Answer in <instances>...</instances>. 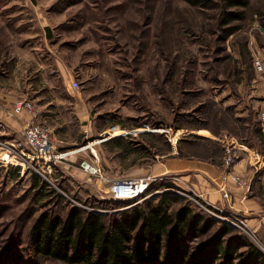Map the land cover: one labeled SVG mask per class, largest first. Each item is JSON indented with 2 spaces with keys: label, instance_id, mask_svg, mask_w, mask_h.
<instances>
[{
  "label": "rangeland",
  "instance_id": "rangeland-1",
  "mask_svg": "<svg viewBox=\"0 0 264 264\" xmlns=\"http://www.w3.org/2000/svg\"><path fill=\"white\" fill-rule=\"evenodd\" d=\"M224 6L0 0V264H67L28 247L42 212H106L160 192L184 197L264 251V0L221 24ZM46 93L53 104L49 126L42 123L62 153L49 172L19 145L28 117L9 112L30 99L39 118ZM227 146L237 155L230 164ZM242 157L248 164L237 172ZM141 177L149 180L144 198L110 195L113 180ZM222 180L225 203L207 191Z\"/></svg>",
  "mask_w": 264,
  "mask_h": 264
},
{
  "label": "trees",
  "instance_id": "trees-1",
  "mask_svg": "<svg viewBox=\"0 0 264 264\" xmlns=\"http://www.w3.org/2000/svg\"><path fill=\"white\" fill-rule=\"evenodd\" d=\"M224 4L221 24L243 16L249 0ZM27 244L33 254L67 264H264V251L246 236L168 192L106 212L76 205L42 212Z\"/></svg>",
  "mask_w": 264,
  "mask_h": 264
},
{
  "label": "built area",
  "instance_id": "built-area-1",
  "mask_svg": "<svg viewBox=\"0 0 264 264\" xmlns=\"http://www.w3.org/2000/svg\"><path fill=\"white\" fill-rule=\"evenodd\" d=\"M77 82L73 81V86L76 87ZM13 115H26L28 120L23 122L22 128V150H30L32 152L31 161L34 160L37 164H42L44 168L49 172L50 168L56 161L62 157V153L57 151L54 143L50 138V129L47 125L43 124L37 115V108L32 100L21 99L17 100L13 108L9 111ZM262 123L264 124V115L261 116ZM17 148V147H16ZM23 153V152H22ZM237 157L235 152L231 150L229 146L226 147V156L224 162L230 164ZM91 163L83 161L82 165L84 169L97 173L101 178L102 176L99 167L93 166L90 169ZM42 169L43 172L46 171ZM231 180L236 183V185L242 189L248 187L246 181L237 175H231ZM149 180L147 178H133V179H115L110 183L108 191L113 199L124 200V199H139L147 190Z\"/></svg>",
  "mask_w": 264,
  "mask_h": 264
},
{
  "label": "crops",
  "instance_id": "crops-1",
  "mask_svg": "<svg viewBox=\"0 0 264 264\" xmlns=\"http://www.w3.org/2000/svg\"><path fill=\"white\" fill-rule=\"evenodd\" d=\"M43 97L44 98L42 99V101L40 100L41 101L40 103H39V100H38V103L36 102L37 105L40 107V113H39L40 119L39 118L38 119L41 120V122H44L49 126V106L53 103L49 102V93H46L45 95H43ZM33 99L35 101H37L38 98L34 97ZM76 100H77V98H76ZM77 104L83 108V106L79 102H77ZM80 110H83V109L80 108ZM23 118H24V116H23ZM185 163L183 166L186 165ZM188 163H189V166L195 165V163H192V162H188ZM247 164H248L247 159L245 157H242L234 164V168H235L234 170L237 172H239V171L242 172L243 169H246ZM227 183L228 182L225 180L224 181L222 180V182H220V183L218 182V185L212 182L211 185L207 186V191L209 192V195H211L209 197H211L212 199L221 201L222 203H225V200H227V199L224 195L226 194L225 192H226V188H227V186H226ZM236 190H237V188H236ZM238 192H235V195H234V197L235 198L237 197V199H239L238 196H240V190H238ZM223 193H224V195H223ZM244 195H245V193H244ZM244 195H243V197L241 196V198L244 199L246 197ZM239 202L244 204V201L242 199Z\"/></svg>",
  "mask_w": 264,
  "mask_h": 264
},
{
  "label": "bare ground",
  "instance_id": "bare-ground-1",
  "mask_svg": "<svg viewBox=\"0 0 264 264\" xmlns=\"http://www.w3.org/2000/svg\"><path fill=\"white\" fill-rule=\"evenodd\" d=\"M90 165V164H89ZM93 168V166L92 165H90V169H92Z\"/></svg>",
  "mask_w": 264,
  "mask_h": 264
}]
</instances>
